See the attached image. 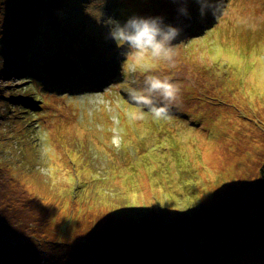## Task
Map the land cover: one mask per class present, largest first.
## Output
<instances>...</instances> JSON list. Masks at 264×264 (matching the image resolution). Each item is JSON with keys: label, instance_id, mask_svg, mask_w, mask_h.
<instances>
[{"label": "rangeland", "instance_id": "obj_1", "mask_svg": "<svg viewBox=\"0 0 264 264\" xmlns=\"http://www.w3.org/2000/svg\"><path fill=\"white\" fill-rule=\"evenodd\" d=\"M57 1L60 16L53 19L69 33L52 27L37 43L55 46L40 57L29 50L35 29L26 42L14 23L9 35L0 27V157L20 181L0 176V237L10 229L28 236L10 246L1 238L0 264H264V0L249 10V0H222L224 12L213 19L219 4L211 0H201L198 11L195 0H150L151 13L139 15L165 16L183 28L172 65L126 58L122 48L108 46L106 28L85 19V0ZM11 3L0 0V20L14 11ZM132 3L108 0L105 11L123 21L138 14ZM179 6L193 15L165 13ZM234 7L240 10L235 24L228 18ZM80 15L86 21H76ZM43 17L51 25L52 13ZM87 51L96 54L86 61V77L100 73L91 81L102 89L66 95L60 85L82 70L74 63ZM36 58L50 74L36 69ZM233 67L250 82L237 88L227 74ZM147 74L167 75L181 89L180 104L166 118L133 116L126 88ZM37 75L47 88L29 82ZM227 76L231 82H222ZM20 98L35 114L20 112L18 104L9 110L8 102ZM171 135L174 148L166 144ZM139 150L151 157L148 169V156L141 169L131 164ZM72 151L75 165L64 161ZM167 177L174 181L165 189ZM42 234L55 246L40 242Z\"/></svg>", "mask_w": 264, "mask_h": 264}, {"label": "clouds", "instance_id": "obj_2", "mask_svg": "<svg viewBox=\"0 0 264 264\" xmlns=\"http://www.w3.org/2000/svg\"><path fill=\"white\" fill-rule=\"evenodd\" d=\"M108 0H85L84 11L95 22L106 28V38L123 49L122 55L140 64L146 58L172 65L176 56V41L183 28L165 21L163 16L132 14L120 21L105 11ZM219 4L212 11L218 18L224 12L222 0H211ZM129 103L135 106L133 116L144 119L150 113L155 119L166 118L174 106L181 102V89L169 76L147 74L140 80H132L126 88Z\"/></svg>", "mask_w": 264, "mask_h": 264}, {"label": "trees", "instance_id": "obj_3", "mask_svg": "<svg viewBox=\"0 0 264 264\" xmlns=\"http://www.w3.org/2000/svg\"><path fill=\"white\" fill-rule=\"evenodd\" d=\"M5 1L12 2L14 4V6H15V9H14V11L12 13L9 14L8 18L4 17L3 19L0 20V27H2V29L4 30V33L7 31L8 35H9V31L12 30V28H13V26H12L13 23L15 24V29L14 30H18L17 31L18 33L20 32L19 33V36L22 39L32 36V33L34 32V29H35L38 34L37 33L35 34V38L32 40L31 44L33 42H35V41L37 43L38 41L41 42L44 38H49V35H50L51 31H52V27H53L54 30H59V31H62L63 33H69L68 30L65 28V25L62 23V21H55L53 19V16H56V15L60 16L59 15L60 14L59 8H57V5H58V1L57 0H5ZM12 3H11V6L9 8L12 7ZM33 6L36 8V10H34ZM9 8H7V9H9ZM168 10L171 11L172 8L171 9H168ZM48 13H52L51 25L46 20L41 19V18H44L43 17L44 15H46V14L48 15ZM38 19H40V20H38ZM36 20H38L37 25L35 24V21ZM54 22L57 23V26L54 24ZM54 25L57 28L54 27ZM49 26H51V29L48 28ZM48 42L51 43L50 41H48ZM4 43L8 46V44L6 42H4ZM8 48H9V46H8ZM34 49H37V48L35 47ZM37 51L38 50L30 51V53L37 52ZM14 55H15V59L17 61H20V59H19V57L21 55L20 51H14ZM18 63H19V65L21 64L20 62H18ZM40 67L43 70H45L44 69V65H41L40 64ZM38 71H39V69H38ZM36 79H39V80L45 82L44 80H42V78H41L40 75L31 76L29 78V82L30 83L35 82ZM26 89L29 90V92H28L29 94H33L34 91L36 90V86L35 85L29 86ZM21 101H22V98H20L19 99V102H17V103L16 102H14V103L8 102V108H9V110L10 109H14L16 107V105L18 104V107L21 109L20 112L35 114V112L33 111V107L32 106L25 107L24 104H22ZM25 102H29V101H25ZM23 108H26V110L24 111ZM0 117H3V114H1ZM27 120H28V118H27ZM33 121L34 120H28L27 123L29 124L30 122H33ZM13 141L16 142L14 139H13ZM23 141H25V139ZM21 147H23V146L21 145ZM136 153H138V154L141 153L143 156H141V159H138V158H135L134 157L133 159L136 161V163L132 161L131 164H132V166L137 165V168L141 169L142 168V158H146V156H148V154H150V153L144 154L143 151H140V150L137 151ZM154 153H155V151L154 152H151L150 155H154ZM65 158H66L64 160L65 163H69V164L75 165L76 162H74V161H78L77 158H79V156H76V160H75V154L72 151L71 154H70V157L68 158V157L65 156ZM4 159L5 158L2 157V155H1V157H0V172L1 171H3V172L0 173V176L2 177V179H4V181H7L6 183L9 182L11 184L14 183V182H16V183L20 182L19 180L16 179V176L15 175H10L9 174V171L8 170L11 167H10V165L9 166H4L3 165L4 164ZM144 161H146V163H145L146 164L145 169H148V166L151 167V164L149 163L151 161V157L150 156H148L146 158V160H144ZM135 168L136 167H133V169L129 170L127 167H125V169L128 170L129 172H132V170H134ZM133 172H135V171H133ZM261 172H262V177L264 178V164L261 167ZM199 179H200V177H199ZM168 180H171V181L168 182ZM168 180L166 181V184H164L165 189L168 188L170 182H173L174 181V178H171V179L168 178ZM201 180L204 181V178H202ZM199 184H200V181H199ZM186 189H187V187H186ZM255 193H258L259 194L261 192L260 191H256ZM255 200H253V201H255ZM226 205H228L227 200H226ZM1 218H3V217H1ZM2 222H4V220H2ZM8 233H10V236H6V235H8ZM21 234H23V233L20 232V231H16V230H11L10 229L9 231H7V234H5L4 237H0V240H1V238H4L5 242L9 246L12 245V244H16L17 242L26 241L27 238H28V236H22ZM42 235L44 237L43 238H40V242H43L46 246L48 245L49 247H50V245H52L51 247H54L55 246V244L53 243V241L52 240H49L45 234H42ZM6 243H4L3 246L6 247L7 246ZM101 244L102 243H99V246H101ZM114 246L115 247H119V246H116V245H114ZM179 246H180V242H178L176 244V247L177 248ZM158 247H160V245L157 244L156 249ZM189 247H191V244H188V247L187 248H189ZM156 249H154V250H156ZM186 249H183V250H186ZM117 251H120V249H118ZM100 252L103 253L104 250H100ZM91 255H95V254L92 252ZM176 260H177V258H176ZM147 264H156V263L153 262V263H147Z\"/></svg>", "mask_w": 264, "mask_h": 264}, {"label": "bare ground", "instance_id": "obj_4", "mask_svg": "<svg viewBox=\"0 0 264 264\" xmlns=\"http://www.w3.org/2000/svg\"><path fill=\"white\" fill-rule=\"evenodd\" d=\"M133 2H135V0H132ZM165 1H167V0H165ZM241 2H243V0H240L239 1V3H241ZM250 3H255V0H253V1H251L250 0ZM217 5V4H216ZM212 8H214V7H212ZM211 8V9H212ZM181 9H184V8H181ZM214 10V9H213ZM213 10H211V11H213ZM238 12V10L234 7V8H232L231 9V13H237ZM81 17H83V16H81ZM248 17V15L247 16H245L244 18H247ZM212 19H213V17H212ZM211 22V21H210ZM86 31L89 33V34H93V32H92V30H90L89 28L88 29H86ZM25 39V38H24ZM26 42H31V40L30 39H27L26 38ZM182 42H184V41H182ZM33 43H35L36 45H32L30 48H29V50L30 51H34V50H37V49H34L35 47L36 48H38L39 50H40V47H41V43H36V42H33ZM28 50V51H29ZM41 51V50H40ZM191 51H192V49H191ZM39 52V51H38ZM36 53V52H35ZM35 55V54H34ZM29 58H31V55L29 54L28 55V59ZM36 61L38 62L39 61V58H36ZM52 62H54V61H52ZM25 63V62H24ZM55 63V62H54ZM77 63L79 64V65H81L82 63H83V61H82V59H78L77 60ZM227 73V72H226ZM229 73H231L234 77H235V80H236V82H235V84L237 85V86H239V85H241L242 83H249L250 81H246L245 79H242L241 77H242V73L240 72V71H237V69L236 68H231L230 69V71L227 73V74H229ZM241 73V74H240ZM163 74H164V71H163ZM229 77H230V75H228ZM227 76V77H228ZM223 78V80H222V82L223 81H230L231 82V78ZM42 80H44V79H42ZM45 81V80H44ZM36 82H37V84L39 85V86H41V87H43V88H47L48 86L46 85V82H43V81H41V80H39V79H36ZM252 83V82H251ZM254 90H255V87H254ZM182 96H184V95H182ZM55 98V97H54ZM56 99V98H55ZM180 112H181V110H180ZM103 113L102 112H100L98 115H102ZM169 127L171 126V123L169 122ZM32 129H34L35 131H38L37 130V128H32ZM31 129V130H32ZM40 131V130H39ZM170 130L169 131H167V136L168 135H170ZM167 136H166V138H167ZM173 139H175V137L173 136V135H171L170 136V139L167 141V147H169V148H174V147H172V142H171V144H170V141H172ZM176 146V145H175ZM159 146H156L155 145V147H153V148H149V150H150V152H154L155 150H157V148H158ZM165 148V147H164ZM151 154V153H150ZM134 155H135V158H138V159H141V156H143L141 153L140 154H138V153H134ZM142 160H143V158H142ZM133 171H135V170H133ZM132 171V172H133ZM168 178H171V177H167V180H168ZM166 180V181H167ZM166 181L164 182V184H166ZM136 205V199L135 198H132V200H131V202H130V209H133L134 208V206ZM129 207H128V209H129ZM150 209H151V207H150Z\"/></svg>", "mask_w": 264, "mask_h": 264}]
</instances>
